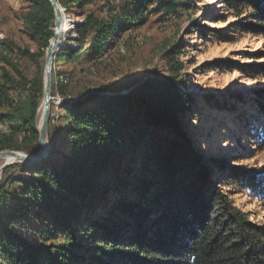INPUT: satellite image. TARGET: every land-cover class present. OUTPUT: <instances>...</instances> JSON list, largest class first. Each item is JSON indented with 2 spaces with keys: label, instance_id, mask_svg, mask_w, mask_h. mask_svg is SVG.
<instances>
[{
  "label": "trees",
  "instance_id": "16d2710c",
  "mask_svg": "<svg viewBox=\"0 0 264 264\" xmlns=\"http://www.w3.org/2000/svg\"><path fill=\"white\" fill-rule=\"evenodd\" d=\"M58 1L71 19L82 11L85 23L75 29L79 49L58 53L56 65L84 53L103 56L116 37L144 23L146 9L176 12L185 0L123 3L107 20L86 14L99 0ZM223 4L249 20L241 30L264 37V0ZM21 21L39 47L34 58L44 57L55 23L48 0H23ZM1 53L0 126L9 130L0 131V152L36 154L44 79L24 84L20 92L32 100L28 115H20L14 92L25 53ZM255 73L264 76V68ZM63 88L53 82L52 95ZM82 97L63 105L55 128L51 117L50 157L17 165L29 176L0 186V264H264V225L229 195L237 188L264 200V174L237 165L245 151L240 140L235 165L217 180L221 165L198 156L197 98L184 80L152 73ZM248 101L264 114V91ZM252 134L264 146V124Z\"/></svg>",
  "mask_w": 264,
  "mask_h": 264
},
{
  "label": "rangeland",
  "instance_id": "374dc122",
  "mask_svg": "<svg viewBox=\"0 0 264 264\" xmlns=\"http://www.w3.org/2000/svg\"><path fill=\"white\" fill-rule=\"evenodd\" d=\"M128 2L140 0H99L85 11L107 20L113 8ZM22 12L23 0H0V76L6 62L2 51L8 49L13 56L25 53L17 65L21 76H18L20 85L14 97L17 112L27 116L32 95L20 90L26 82L44 79L45 56L34 58L39 47L23 26ZM83 15L78 11L73 19L69 15L65 17L72 28L64 35L63 40L68 44L62 51L79 49L75 29L85 23ZM143 21L116 37L115 45L103 56L91 57L84 53L58 65L54 61L53 82L59 86L63 84L64 88L52 95L51 117L56 121L53 127H57L65 103L84 100L82 95L86 92L93 95L104 87L128 86L156 73L163 78L184 80L196 96L198 109L192 122L201 137L198 156L206 157L212 163L211 167L216 163L221 165L222 169L216 171L217 180L228 167L235 165L233 159L236 150L240 149V140L245 151L237 159V165L262 176L264 146L250 136L264 124V114L248 100L264 91V76L255 73L264 68V37L241 30V23L247 24L249 20L232 16L223 0H185L183 6L171 13L157 6L150 7L146 9ZM178 62L184 65L179 73L176 71ZM208 95L215 97L218 103H205L203 97ZM43 104L42 97L37 126H41ZM8 130L7 126H0V131ZM28 176L25 170L10 167L2 175L0 186L5 185L8 189L13 179ZM216 178L207 183L216 184ZM229 195L237 207L264 225V200L237 188L230 189Z\"/></svg>",
  "mask_w": 264,
  "mask_h": 264
},
{
  "label": "water",
  "instance_id": "95a60500",
  "mask_svg": "<svg viewBox=\"0 0 264 264\" xmlns=\"http://www.w3.org/2000/svg\"><path fill=\"white\" fill-rule=\"evenodd\" d=\"M52 9L55 12V23H54V37L50 41V45L45 53V69H44V93L43 102L45 103V113L41 122V126H38L39 132V146L36 154H26L22 152L14 151H3L0 152V162L3 159H12L11 163H4L0 167V179L4 172L10 167L17 165H32L35 163H41L50 156V145H49V124L51 120L52 110V92H53V67L54 61L58 53L63 48L64 33L62 29L66 24L65 17L67 16L66 10L62 8L58 0H48ZM39 112V110H38Z\"/></svg>",
  "mask_w": 264,
  "mask_h": 264
},
{
  "label": "bare ground",
  "instance_id": "6f19581e",
  "mask_svg": "<svg viewBox=\"0 0 264 264\" xmlns=\"http://www.w3.org/2000/svg\"><path fill=\"white\" fill-rule=\"evenodd\" d=\"M73 24H76V23H73ZM77 25V24H76ZM71 22L70 21H66V24L64 25V28L62 29V33L67 34V32H70L71 31ZM63 43V48L66 47V45L68 44L66 41H62ZM44 113H45V104H43L42 108H41V114H40V125H41V122H42V119H43V116H44ZM11 163L12 162V159H3L1 162H0V167L4 164V163Z\"/></svg>",
  "mask_w": 264,
  "mask_h": 264
}]
</instances>
